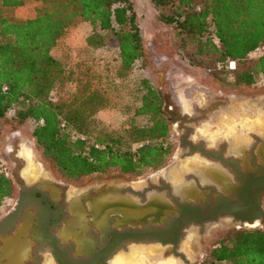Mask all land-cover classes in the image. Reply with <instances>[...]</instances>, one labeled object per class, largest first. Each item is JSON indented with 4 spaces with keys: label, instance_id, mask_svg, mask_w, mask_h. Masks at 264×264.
<instances>
[{
    "label": "trees",
    "instance_id": "trees-1",
    "mask_svg": "<svg viewBox=\"0 0 264 264\" xmlns=\"http://www.w3.org/2000/svg\"><path fill=\"white\" fill-rule=\"evenodd\" d=\"M25 0H0V132L16 130L27 120L40 155L62 178L81 182L106 172L137 177L157 170L169 160L165 143L170 121L161 91L148 80L135 116L122 131L99 127L94 114L108 102L91 79L68 70L51 52L65 29L87 21L93 31L86 37L91 48L112 38L119 50L116 75L128 74L146 54L131 0H39L35 15L18 18L11 10ZM170 6L159 18L172 24L181 41L193 45L192 54L226 66L223 82L251 86L264 79V52L249 54L264 45V0H150ZM199 7V9L197 8ZM75 83L66 94L53 96L59 86ZM11 114L9 115V112ZM9 178L0 174V205L11 195ZM201 264H264V230L232 228L218 235Z\"/></svg>",
    "mask_w": 264,
    "mask_h": 264
},
{
    "label": "flooded vegetation",
    "instance_id": "flooded-vegetation-1",
    "mask_svg": "<svg viewBox=\"0 0 264 264\" xmlns=\"http://www.w3.org/2000/svg\"><path fill=\"white\" fill-rule=\"evenodd\" d=\"M202 87L206 91V98L201 104L192 97L188 98L189 109L196 112L192 115L187 112L188 109L185 107V110L183 109L181 102L178 103L173 96L169 97L160 88L163 100L164 97H167L169 102V111L165 108V101L163 109L169 118L170 127L172 125L177 127V146L179 150H183L181 155L174 157V161L180 163V168L177 171L171 168L169 170L166 168L165 171L167 170V172L163 171L165 177L169 178L168 175L172 177L171 180L159 177L155 182L148 180L146 185L142 187L133 185V183H129L130 181L119 179L118 176L110 178L96 177L85 182L72 183L57 179L53 173L48 175L44 164L43 172L39 171L33 178L30 177V180L27 176L21 174V170L25 166L21 157L17 156L16 150L10 152L8 157L13 165L7 174L14 192L13 196L12 194L10 197L8 196L10 200L5 205H9V207L0 214L2 215L0 216V221L15 209L21 198H23V201L19 219L14 222L11 228L6 229L5 227L4 231L0 232V264H61L58 259L54 258L53 251H56L59 256H63V252L68 251L71 258L69 261L72 264H82V260H88L89 257L84 253L87 251L95 252L93 259L95 264H109L112 257L120 251L131 250L130 253L127 252L124 256L127 257L129 254L130 257H128L132 258L130 254H133L136 255L134 258H141L140 256L145 255L147 250L146 245L158 243L125 241L124 245L108 258L107 252L114 245L112 243L114 232H122L129 227L133 229L165 227V222L172 221L179 215V208L174 203L173 198L179 203L204 209L205 215H208L217 203H226L230 207H234L236 203L240 202L239 192L241 191L239 187L245 181L244 176L248 174H253L255 177L264 176V156L257 153L252 162L254 164L253 168L249 173L247 172L248 174L240 175L234 168L233 158L225 157L223 151L216 152L208 149L205 142L196 135L197 125H190L207 120L210 113L223 105L227 98L233 94L247 96L252 94L233 91L222 96L217 92L213 93L204 86ZM260 94L261 96L264 95L263 93ZM181 117L184 118L182 119ZM253 137L255 138L256 148L264 145V134L261 137L258 135H253ZM226 149L225 146L221 147V150ZM199 150H207L212 155L207 156ZM194 154H199V156L207 157L214 161L217 160L228 167L235 176L233 183L221 186L220 189L202 185L198 180L197 174H200L199 171L193 173L190 171V166L186 165L187 159ZM173 170L175 174H173ZM94 175L97 174L91 176ZM193 183L198 187V193H193L190 190V186ZM251 192L253 194L255 191L252 190ZM259 199L261 210L264 212V191L259 193ZM46 204L50 205L51 211L49 208L47 210ZM144 206L150 208L147 216H143V213H141L136 218H126L122 214V212L129 209L139 208L143 211L144 209L141 207ZM227 212L228 214L226 215H217L214 220L207 219L201 224L191 223L186 226L182 230L183 235L178 242L177 251L180 252L181 245L189 248L193 244V254L199 257V252L205 247L209 238V236L207 237L204 234L205 225L209 222L219 221L221 217L231 216L232 218V225L226 231L232 228H244L243 226L248 224L235 218L231 211L227 210ZM41 215H49L54 221H57V225L51 229L53 238L55 237L56 239L55 241L51 236H47L46 232L37 233L32 230L33 226L36 229L37 225H39V223H34L37 222L35 216ZM260 219H264V217L261 216ZM248 225L253 228L263 229L259 220H255L254 223ZM192 226L195 229H191ZM221 231V233L224 232L223 230ZM19 236L26 238L25 245H9L7 243L10 237H12L11 239H17ZM163 247H168L166 252L173 254L169 250L172 244L168 243ZM21 251H24V253L22 254ZM135 251L139 254L137 255ZM207 251L208 248H205L204 258ZM142 259H140L141 262L138 260L139 264H144ZM156 259L157 257L149 258L152 261L151 264H156ZM188 262L192 264L189 260Z\"/></svg>",
    "mask_w": 264,
    "mask_h": 264
},
{
    "label": "rangeland",
    "instance_id": "rangeland-1",
    "mask_svg": "<svg viewBox=\"0 0 264 264\" xmlns=\"http://www.w3.org/2000/svg\"><path fill=\"white\" fill-rule=\"evenodd\" d=\"M131 1L137 15V24L139 26L143 45L146 49V54L143 58L135 61L128 74L122 77L116 75V70L119 66V50L112 38H109L105 46L99 48H91L86 45V37L93 31V26L87 21H81L77 25L65 29L58 38L55 46L51 49L52 54L59 59L68 70H74L77 75L86 74V76L91 79L92 85L100 90L107 99L108 104L94 114L95 130H98L99 127H104L108 130L122 131L127 128L131 120H134L137 124L145 123V118L134 115V110L140 105V96L143 92V88L140 84L142 79L148 80L150 85L158 90L161 88L169 97L174 96L177 91V97L183 109L184 95H186V97H192L198 102H203L205 100L206 91L202 86L222 96L233 91L244 94H264L263 78L257 76L256 83L251 86H233L227 84L229 80L224 83L222 80L223 75L220 73L222 72L221 70L227 71L233 68L229 67L228 62H226V66H222L221 64H215L210 59L192 54L194 50L193 45L187 41H181L183 37L177 34L175 27L172 24L163 22L159 18L160 13L171 12L170 6L156 7L150 0ZM38 5L39 0H25L21 6L13 8L11 12L18 18H30L35 15ZM259 55V52L252 51L248 59L255 60ZM74 85L75 83H67L59 86V90H55L53 96L56 97L57 94H66L68 90L74 89ZM172 102L174 101L172 100ZM11 112L12 111L9 112V115ZM187 112L191 115L196 113L194 110L191 111V109H188ZM181 113L183 112L181 111ZM195 125L199 127L201 126V122L194 123L190 126ZM33 126V121L27 120L22 131L18 134V137L23 138V142L20 144L21 149L16 150L17 156L21 157L25 165L21 170V174L27 176L29 179L30 177L33 178L34 174H37L39 171L43 172L44 164L48 175L53 173L57 179L69 181L59 176L51 168L50 163L46 159H43L38 149H36L30 135ZM2 131H4L3 137L6 150L1 151L0 159L3 172L9 178L7 173L13 164L10 162L8 156L10 152L14 151L15 145L11 144L12 137L7 134L8 130L2 128L1 132ZM196 132L197 134L199 133V128ZM177 134V127L172 125L165 139L166 145L171 149V154L167 163L157 169L159 171L162 169L161 172H167L170 168L166 171L165 168H167L169 162L173 157L179 154L181 155L183 152V150H179L177 146ZM197 156H199V154H197ZM156 173V170H147L140 176L129 177L106 172L91 176L81 182L96 177L110 178L118 176L119 179L130 181L129 183L139 186L140 183L148 180L149 177L151 178L152 176L155 178L153 175ZM69 182L78 183L74 181ZM13 192L12 186V196ZM9 200L10 199H7L6 202ZM8 207L9 205H5L3 210L0 211V214ZM243 227L247 229L253 228L248 224ZM227 228L228 227H224L222 230L225 232ZM221 232L220 230L217 234L209 236L207 244L199 252V257L193 254V244L191 247L189 246V248L181 245L179 251L184 253L192 264H200L205 256V248L209 249L212 242ZM151 246L161 247V252H159L160 254H152L151 250H146V257L145 255L142 256L144 264H151L152 261L149 260L150 257H157L156 261L159 263L156 262V264H186L181 258L173 254H168L166 252V247H163L160 243ZM127 252L130 253L131 250L116 253L111 259L112 263L109 261V264H114L113 260L115 261L117 256L127 254ZM21 253L23 254L24 251H21ZM115 264H117V262Z\"/></svg>",
    "mask_w": 264,
    "mask_h": 264
},
{
    "label": "crops",
    "instance_id": "crops-1",
    "mask_svg": "<svg viewBox=\"0 0 264 264\" xmlns=\"http://www.w3.org/2000/svg\"><path fill=\"white\" fill-rule=\"evenodd\" d=\"M173 97L180 103L177 92ZM188 98L190 97L184 95L183 101L186 109H189ZM25 123L16 130L7 131V134L12 137L11 144L15 145L14 150L21 149L20 144H22L23 138L18 137V134L22 131ZM198 128L199 133L197 134L196 132V134L198 138L205 142L208 149L216 152L223 151L225 157L233 158L234 168L240 175L248 174L253 168L254 164L252 162L255 155L258 153L264 156V145L256 148L254 143L255 138L253 137V135L261 137L264 134V95L261 96L260 93L252 94L251 96L233 94L227 98L223 105L212 111L207 120L201 121V126ZM3 134L4 131L0 133V153L6 150ZM222 146H225L227 149L221 150ZM186 165L190 166V171L193 173L199 171L200 174H197L198 180L202 185L220 189L221 186L232 184L235 179L233 172L228 167L222 165L217 160L214 161L207 157L197 156V154L190 156L187 159ZM167 168L177 171L180 168V163L174 161L173 157ZM161 170H156L157 173L153 175L155 178L151 176L148 180L155 182L159 177L171 180L165 177ZM148 180L142 181L143 183H140L138 187L146 185ZM190 190L193 193H198V187L195 183L191 184ZM7 199L8 197L3 199L0 211L3 210ZM231 219V216H225L221 217L219 221L207 223L204 234L208 237L222 230L224 227H229L232 225ZM193 228L194 226L191 227V229ZM11 238L7 242L9 245L21 246L26 244V238L23 236H19L17 239ZM148 248L153 249L154 246H149ZM151 252L152 254H159L157 250H151ZM140 257L143 258L142 256Z\"/></svg>",
    "mask_w": 264,
    "mask_h": 264
},
{
    "label": "water",
    "instance_id": "water-1",
    "mask_svg": "<svg viewBox=\"0 0 264 264\" xmlns=\"http://www.w3.org/2000/svg\"><path fill=\"white\" fill-rule=\"evenodd\" d=\"M165 101V108L169 111V102L167 97H164ZM182 119L184 117H181ZM203 154L210 156L212 155L211 152L207 150H199ZM245 177V183L243 182L240 185V202L236 203L234 207H230L229 204H222L217 203L214 207L210 210L211 212L208 215L204 214V209L198 208L196 206H189L185 203H179L175 198H173L174 203L179 208V215L176 216L172 221L165 222V227H149V228H127L122 232H114L113 241L114 245L107 252V257L110 258L120 247L124 245L125 241H133V242H157L160 243L162 246L172 244V247L169 249L175 256L180 257L185 263L189 264L186 256L177 251V246L180 238L183 235V229L188 226L189 224H201L203 221L207 219L214 220L216 219L217 215H226L228 214L227 210L231 211L235 218L239 219L241 222H247L248 224L254 223L255 220H259L262 223V227L264 230V219H260L261 216L264 217V212L261 210L260 207V199L259 193L264 191V176H254L253 174H248ZM252 190L255 192L252 194ZM35 197V196H34ZM23 198H21L18 202L19 204L15 206V209L7 214L1 221H0V232L4 231V228L9 229L13 226L14 222L19 219L20 217V209L22 207ZM48 210L51 211V207L49 204L45 206ZM141 209H134V210H127L122 212V214L127 218H136L141 213L144 215H148L147 213L150 208L149 207H141ZM38 227L35 229L33 226L32 230H35L37 233L46 232L47 236H51L53 238L52 228L57 225V221H54L51 216L49 215H41L35 216ZM165 218V217H164ZM55 241V237L53 238ZM168 249V247L166 248ZM85 255L89 257L87 260H82V264H95L94 251H87L84 252ZM55 259H58L61 264H72L69 259V252L64 251L63 256H59L56 254V251L52 252Z\"/></svg>",
    "mask_w": 264,
    "mask_h": 264
},
{
    "label": "bare ground",
    "instance_id": "bare-ground-1",
    "mask_svg": "<svg viewBox=\"0 0 264 264\" xmlns=\"http://www.w3.org/2000/svg\"><path fill=\"white\" fill-rule=\"evenodd\" d=\"M171 172H172V170H171ZM170 172V173H171ZM175 171L173 170V174H175L174 173ZM35 175H37V174H34V176ZM172 175V174H171ZM33 176V177H34ZM168 177L170 178V179H172V177L170 176V175H168ZM174 178V177H173ZM192 238V237H191ZM192 241V240H191ZM193 242H194V240H193ZM148 246H151V245H148ZM148 246L146 245V247H147V250L148 251H150V250H153V251H156L157 250V252L159 253V252H161V247H159V246H156V247H154L153 249H150V248H148ZM141 248V247H140ZM143 249V248H142ZM142 249H141V252H143L142 251ZM156 249V250H155ZM135 253L137 254V252L135 251ZM139 254V253H138ZM137 254V255H138ZM160 254V253H159ZM130 255H132V258H129L130 256H129V254L127 255V257L126 256H124V254L123 255H120V256H117L116 257V259H115V261L113 260V263L115 264L116 262H117V264L119 263V264H139L140 262H141V260H140V258H138V260H140V262L138 263V260H137V258H134V257H136V255H133V254H130ZM129 256V257H128ZM146 257V256H145ZM154 260V259H153ZM121 262V263H120ZM155 262V261H154ZM152 263V262H151ZM156 263V262H155ZM157 263H159V262H157ZM142 264V263H141ZM164 264V263H163Z\"/></svg>",
    "mask_w": 264,
    "mask_h": 264
},
{
    "label": "built area",
    "instance_id": "built-area-1",
    "mask_svg": "<svg viewBox=\"0 0 264 264\" xmlns=\"http://www.w3.org/2000/svg\"><path fill=\"white\" fill-rule=\"evenodd\" d=\"M199 9V7H197ZM253 51L259 52L260 54L264 52V45H259L257 46ZM229 63V67L232 68L234 67V61H228ZM3 173V166H2V162L0 159V174Z\"/></svg>",
    "mask_w": 264,
    "mask_h": 264
}]
</instances>
